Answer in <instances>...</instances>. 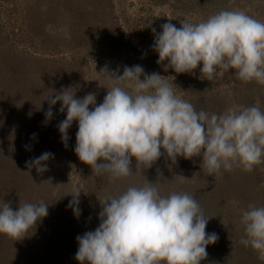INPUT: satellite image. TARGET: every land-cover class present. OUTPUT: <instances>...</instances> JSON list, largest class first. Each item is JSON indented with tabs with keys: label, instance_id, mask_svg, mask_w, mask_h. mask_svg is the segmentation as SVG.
<instances>
[{
	"label": "rangeland",
	"instance_id": "rangeland-1",
	"mask_svg": "<svg viewBox=\"0 0 264 264\" xmlns=\"http://www.w3.org/2000/svg\"><path fill=\"white\" fill-rule=\"evenodd\" d=\"M50 1L43 0L40 8L47 12L49 4L56 2ZM35 2L0 0V208L9 203L17 210L20 200L25 203L44 201L49 205L48 215L22 240L0 234V264H80L75 259L79 247L76 238L98 227L100 203L109 196L122 194L130 186L140 187L147 182L155 183L161 195L188 193L200 204L209 218L206 232L218 236L214 244L208 245L207 257L201 264H264L257 251L240 244L245 236L240 222L243 211L248 210L250 204L264 207V163L259 166L256 181V177L250 178L249 172L244 176L245 172L239 168L221 169L220 174L209 176L201 169L199 157L191 160L178 157L173 164L166 154L150 169L137 172L133 157L132 175L113 181L107 173L93 175L91 167L76 155L77 121L68 130L67 147L62 142L58 129L60 122L66 119V111L60 112L62 102L52 106L53 117L45 123L49 109L46 99L51 95L54 98L58 89L68 84L76 98L94 93L99 104L107 94L106 88L112 85L106 73L122 75L125 66L134 65H141L146 73L156 72L167 78L175 94L185 100L188 95L184 96L179 89L180 76L192 77L194 85L198 84L195 90L218 100L211 113L221 111L223 114L232 105L259 106L264 85L255 82L248 89H242L243 86L234 81L232 69L220 70L213 82L202 80L199 70L202 64L193 73L165 71L157 63L159 56L152 48L155 40L152 29L159 33L161 26L169 22L177 23L179 28L183 19L196 24L222 10H243L264 22V12L253 6L258 0H221L216 8L206 7L203 11L195 0H112V6L107 0L96 1L95 6V0H64L76 11L81 8L80 3L86 6L84 16L82 7L80 21L75 26L71 25L75 17L70 8L66 11L60 10L63 6H59L60 9L56 6L55 12L60 11L56 16L61 21L56 23L51 13L48 19L43 17L42 9L36 8ZM95 7L100 10L96 11ZM84 17L100 23L101 28L119 31L121 40L117 35L105 34L108 40L102 41L98 33L88 40L82 39L91 30ZM72 52L77 56L76 61L70 60ZM52 56L54 60L46 59ZM120 60L127 61L121 66ZM60 64L74 66L76 77L67 74L68 79L62 86L57 78L61 72H56L55 77L48 76L47 85L37 83L41 68L58 71ZM41 86L45 89L40 100H29L33 89ZM2 88L8 93H2ZM92 107L90 105V109ZM45 152L53 154L46 162L47 173L26 167L27 161ZM2 182L7 184L8 193L3 192ZM73 188L81 192L79 216L69 207ZM70 249L73 255L69 254Z\"/></svg>",
	"mask_w": 264,
	"mask_h": 264
},
{
	"label": "clouds",
	"instance_id": "clouds-1",
	"mask_svg": "<svg viewBox=\"0 0 264 264\" xmlns=\"http://www.w3.org/2000/svg\"><path fill=\"white\" fill-rule=\"evenodd\" d=\"M180 24L177 28L165 23L159 33L152 29V48L165 71L193 73L202 64V80L213 82L220 70L232 69L239 80L264 85V22L243 10H222L206 21L183 19ZM106 78L112 85L102 103L97 104L94 93L76 98L72 88L46 99L45 123L58 101L60 112L66 111L58 125L66 147L68 130L78 122L74 151L93 175L107 173L113 181L127 178L133 173V157L136 171L142 172L165 154L173 164L178 157H202L201 169L209 176L221 169L252 172L264 163V112L258 106L232 105L219 115L196 111L175 94L167 78L146 73L141 65L125 66L122 75L107 72ZM52 156L45 152L26 167L43 173ZM80 194L75 188L69 194V207L77 216ZM100 204L98 227L76 238L75 259L80 264H201L208 245L218 239L216 233L206 232L209 218L192 195L164 196L155 183L130 186ZM48 206L20 200L14 210L4 203L0 234L24 239L48 215ZM240 222L245 232L240 244L251 246L264 261V207L250 204Z\"/></svg>",
	"mask_w": 264,
	"mask_h": 264
},
{
	"label": "trees",
	"instance_id": "trees-1",
	"mask_svg": "<svg viewBox=\"0 0 264 264\" xmlns=\"http://www.w3.org/2000/svg\"><path fill=\"white\" fill-rule=\"evenodd\" d=\"M37 1V3L35 2V7L36 8H40V3H42V1L43 0H36ZM46 1H50V0H46ZM55 0H51L50 2H54ZM64 1V0H63ZM63 1H58V0H56V2H54V3H51V4H49V8H48V10H49V12H48V10H47V12L45 11V9L44 8H40V9H42V13L44 14H42V16L44 17H47V19L49 18V13H51L52 15H53V17H55V19H52L54 22H61L59 19V17H57L56 16V14L57 13H59L60 11H56L55 12V10H56V6H58V8H59V6L61 7V6H63V8H59L60 10H68L69 8H70V10L73 12L72 14L74 15V17H75V20H74V22H72L71 23V25L72 26H75V23H79V21H80V11H81V9H82V7H83V16H84V12H85V10H86V6H82V4L80 3V5L78 6V7H81L80 9L78 8L77 10L78 11H76V9H75V7L73 6V5H67L66 4V2H63ZM96 1H98L99 3L102 1V0H95V2H94V6H95V4H96ZM154 1H156V0H154ZM220 1L221 0H195V3L196 4H199L200 5V9L203 11V10H205L206 9V7H211V9H213V8H216L217 6H219V4H220ZM264 0H258V2L259 3H256V4H254L253 6H257V8H256V10H260V11H262V12H264V2H263ZM49 2V3H50ZM107 3L110 5V3H111V6L113 5V2H112V0H107ZM187 3V2H186ZM52 6V7H51ZM65 6V7H64ZM74 8V10H72V9ZM98 7H95V10L96 11H99L100 10V8H98ZM110 8H112V7H110ZM41 12V11H40ZM55 13V15H54V13ZM97 13V12H96ZM205 15V14H204ZM30 17H32V14H31V16ZM35 17V16H34ZM36 18H38V16L36 17ZM66 18H67V16H66ZM46 19V20H47ZM166 20H168L169 21V19L170 18H165ZM84 21L85 22H87L88 23V26H89V28L91 29V30H89V31H87V33H85V35L86 36H84L82 39H87L88 40V38H91L90 36H92L94 33H98L99 35H97V37L99 38V39H101L102 41H106V40H108L107 39V37L105 36V34L106 35H108V34H110V35H117L118 36V38L117 39H120L121 40V35L118 33V32H114V30H111L110 28H108V29H105V28H101V24L100 23H97V22H95L93 19H89V18H85L84 17ZM177 24V23H176ZM175 24V26L178 28V24L176 25ZM100 33H102V34H100ZM83 36V35H82ZM102 37H105V38H102ZM7 46V45H6ZM52 55V54H51ZM127 56H129V55H127ZM71 59L70 60H72V61H76L77 60V56H76V54H75V52H72V55H71ZM107 58H109V57H107ZM46 59H48V60H54L55 58L52 56L50 59L49 58H46ZM127 60H123V61H119V65H121V66H123V64H124V62H126ZM70 64H71V62H70ZM61 66L57 69L58 71H49V70H45V71H43L44 70V68H41L42 69V71H41V73H39V78L37 77V81H39V82H37V83H41V82H45V84H46V81L48 80V76H53V77H55V75H56V72L57 73H59V72H61V73H59L60 75H57V78L59 79V81H61L62 83V86H63V84L64 83H66L65 81V79H68L67 78V74L68 75H70V76H75L76 77V72L74 71L75 69H74V66H68V67H66V66H63L64 64H60ZM64 74H63V73ZM69 72V73H68ZM232 72H234V81H236V83L238 84V85H240L241 87L243 86V88L242 89H248L249 87H251V85L253 84V83H255V81H252V82H250V83H245V82H243V81H241V80H239L237 77H236V75H235V70H233ZM21 75H25V74H22L21 73ZM175 76H177V75H175ZM180 78H181V84H180V86H179V89L181 90V92H182V94H184V96H187L188 95V98H187V100H189V102L192 104V105H194V108H195V110L196 111H201V110H204V111H206V112H208V113H211L212 111H214V109H215V107H216V104L218 103V100H216V99H214V97H213V95H209V94H206V93H204V92H201V91H197V90H195V87L198 85H194V83H193V78L192 77H181L180 76ZM18 79V78H17ZM15 81H17V80H15ZM47 85V84H46ZM20 86V85H19ZM21 87V86H20ZM36 87V86H35ZM0 88H1V86H0ZM67 88H69V85L67 84L65 87H62V89H58V91L60 92L61 90H63V89H67ZM197 88V87H196ZM18 89V88H17ZM43 89V90H42ZM44 89H45V87L44 86H41V87H37V88H35V89H33L34 91L32 92V94H31V96L28 98L29 100H31V101H34L35 99H37V100H40V97L42 96V93L41 92H43L44 91ZM42 90V91H41ZM264 90L263 89H261V91H260V99H261V101H260V104H259V108H260V110L262 111V112H264V95H263V92ZM0 92H1V90H0ZM2 93H8V91H7V89H3L2 88ZM74 93V92H73ZM36 97V98H35ZM216 114H222L221 113V111H217L216 112ZM42 115V114H41ZM8 135H10L9 133H8ZM199 162H202V157H199V160H198ZM259 166H260V164L259 165H257V166H255V168H254V170L253 171H255L256 173H254L253 171L252 172H249V176H250V178H257L256 179V181H258V174H259ZM240 169V168H239ZM240 170H242V169H240ZM47 171H48V169H47ZM47 171L45 172V173H47ZM243 172H245V171H243ZM248 174V172H245V174H244V176H246ZM5 178V177H4ZM6 179V178H5ZM7 184H4L3 182H2V188H3V192L5 191L6 193H8V189H7V186H6ZM66 235V234H65ZM71 250V252L69 253L70 255H73V251H72V249H70Z\"/></svg>",
	"mask_w": 264,
	"mask_h": 264
}]
</instances>
